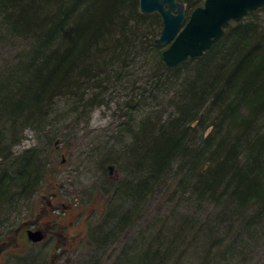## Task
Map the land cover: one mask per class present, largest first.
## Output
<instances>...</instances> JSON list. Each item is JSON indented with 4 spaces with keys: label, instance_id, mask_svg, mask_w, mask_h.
Returning <instances> with one entry per match:
<instances>
[{
    "label": "trees",
    "instance_id": "trees-1",
    "mask_svg": "<svg viewBox=\"0 0 264 264\" xmlns=\"http://www.w3.org/2000/svg\"><path fill=\"white\" fill-rule=\"evenodd\" d=\"M177 1L188 18L204 0ZM160 28L158 14H141L138 0H0V57L17 50L0 64V130L9 122L14 143L30 124L43 132L71 115L89 117L115 87L132 89L121 95L130 110L170 109L164 120L160 112L137 122L126 148L135 171L112 194L125 195L136 212L169 179L178 200L188 194L219 207L209 232L225 233L210 240L199 261L210 264L221 243L230 250L240 242L233 227L249 235L264 226V7L230 22L200 57L171 68L154 44ZM59 131L45 136L61 142ZM3 142L0 131V214L37 192L48 171L35 148L13 155ZM129 209L121 214L123 208L109 204L89 232L98 249L115 225L124 232ZM8 226L0 221V254L18 255L22 224ZM202 237L207 242L210 233ZM171 250L170 244L163 254L146 250L112 264H163Z\"/></svg>",
    "mask_w": 264,
    "mask_h": 264
},
{
    "label": "rangeland",
    "instance_id": "rangeland-1",
    "mask_svg": "<svg viewBox=\"0 0 264 264\" xmlns=\"http://www.w3.org/2000/svg\"><path fill=\"white\" fill-rule=\"evenodd\" d=\"M6 50L9 53L0 57V64L17 51ZM117 88L106 96L108 106L93 108L89 117L74 121L71 115L58 127L57 124L54 127L47 125L43 132L30 124L14 143L10 142L9 122L4 125L5 132L0 130L4 138L2 144L10 145L13 155L35 148L39 157L48 163L47 177L37 192L13 208H4L0 214L4 227L22 224L20 229L23 230L22 236H17L14 243L22 252L18 255H14V251L2 254L0 264H21L22 259H28L30 264H112L120 256L127 258L128 262L146 250L158 249L156 252L163 254L170 244L172 250L169 254L172 256L169 260L163 258V264H199L201 257L208 252L210 240L225 233L221 227L209 232L211 223L221 215L219 207L188 194L178 200L173 194L175 184L169 179L154 193H149L145 202L137 205L136 212L125 195L117 192L114 197L112 191H119L120 185L128 180L127 176L135 171L129 164L126 148L133 142L134 132L138 131L137 122L154 111L149 108L141 112L128 109L121 95L129 89L119 91ZM160 111L162 108H158ZM57 128L62 132L61 142L55 144L56 140L49 141L45 133L52 135ZM108 165L114 166L110 176ZM111 203L123 208L121 214L131 208L132 219L120 234L121 226L115 225L116 230L114 227L106 246L98 249L89 232L102 217L106 218V208ZM181 222L186 226L180 234ZM30 226L46 234L41 243L32 244L27 240L25 230ZM233 228L235 231L231 234L238 235L240 242L230 250L225 246L226 241L221 243L222 246L211 251L213 260L210 264H264V226L256 230L251 228L249 235L238 234L237 226ZM207 232L210 233L208 243L202 237ZM154 237L157 239L153 240Z\"/></svg>",
    "mask_w": 264,
    "mask_h": 264
},
{
    "label": "water",
    "instance_id": "water-1",
    "mask_svg": "<svg viewBox=\"0 0 264 264\" xmlns=\"http://www.w3.org/2000/svg\"><path fill=\"white\" fill-rule=\"evenodd\" d=\"M142 14L156 13L162 20V29L154 43L168 44L161 59L168 68L201 56L220 41L224 28L230 22H240L249 12L264 7V0H204L192 10L186 20L185 7L177 0H138ZM112 174L113 165H108ZM27 239L40 243L45 234L39 229L26 230Z\"/></svg>",
    "mask_w": 264,
    "mask_h": 264
},
{
    "label": "bare ground",
    "instance_id": "bare-ground-1",
    "mask_svg": "<svg viewBox=\"0 0 264 264\" xmlns=\"http://www.w3.org/2000/svg\"><path fill=\"white\" fill-rule=\"evenodd\" d=\"M138 5H139V3H138ZM139 12H140V10H139ZM251 12H252V11H251ZM140 13H141V12H140ZM249 13H250V12H249ZM249 13H248V14H249ZM141 14H142V13H141ZM152 14H153V13H152ZM248 14H247V15H248ZM143 15H145V14H143ZM149 15H151V14H149ZM247 15H246V16H247ZM158 16H159V15H158ZM246 16H245V17H246ZM159 17H160V16H159ZM245 17H244V18H245ZM244 18H243V19H244ZM243 19H242V20H243ZM160 20H161V18H160ZM186 20H187V17H186ZM242 20H241V21H242ZM241 21H240V22H241ZM233 23H235V22H233ZM236 23H238V22H236ZM161 29H162V20H161V28H160V31H161ZM159 35H160V33H159ZM158 37H159V36H158ZM158 37H157V38H158ZM221 38H222V37H221ZM154 44H155V43H154ZM155 45H156V44H155ZM156 46H158V47H160V48L162 49V50H161V53H162V51L165 50V49L167 48L168 44H166V45H164V46H159V45H156ZM205 52H206V51H205ZM203 54H204V53H203ZM203 54H202V55H203ZM160 57H161V55H160ZM199 57H200V56H199ZM194 58H196V57H194ZM161 60H162V59H161ZM185 61H186V60H185ZM163 63H164V62H163ZM179 64H180V63H179ZM164 65H165V64H164ZM167 68H168V67H167ZM131 91H132V89L130 88V89H129V92H131ZM103 106H108V102H107V103H104ZM149 109H151V108H149ZM142 110H143V108H142V109H139L138 111L141 112ZM169 110H170V109L166 110V109L163 108L162 111H160L162 115L160 114V112L158 113V115H159V114L161 115L160 118H161L162 120L165 119L166 114H167V112H168ZM148 114H149V113H148ZM152 115H153V114H150V115H148V116H145V118H148V117L150 118V117H152ZM155 116H157V114H156V115H153V117H155ZM143 118H144V117H143ZM57 143H58V141L55 142V144H57ZM62 161H63V160H62ZM128 213H129V214H127V215L131 217V216H132L131 212L128 211ZM30 228H31V226H30L29 228H27L26 230H28V229H30ZM25 232H26V231H25ZM42 241H43V240H42ZM30 243H32V242H30ZM32 244H34V243H32Z\"/></svg>",
    "mask_w": 264,
    "mask_h": 264
},
{
    "label": "flooded vegetation",
    "instance_id": "flooded-vegetation-1",
    "mask_svg": "<svg viewBox=\"0 0 264 264\" xmlns=\"http://www.w3.org/2000/svg\"><path fill=\"white\" fill-rule=\"evenodd\" d=\"M32 228H34V227H32ZM0 256H1V254H0Z\"/></svg>",
    "mask_w": 264,
    "mask_h": 264
}]
</instances>
